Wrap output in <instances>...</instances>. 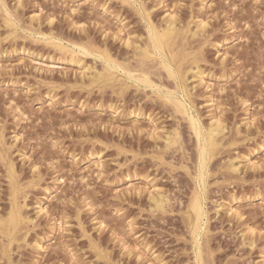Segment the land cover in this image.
Returning a JSON list of instances; mask_svg holds the SVG:
<instances>
[{
  "label": "rangeland",
  "instance_id": "rangeland-1",
  "mask_svg": "<svg viewBox=\"0 0 264 264\" xmlns=\"http://www.w3.org/2000/svg\"><path fill=\"white\" fill-rule=\"evenodd\" d=\"M0 264H264V0H0Z\"/></svg>",
  "mask_w": 264,
  "mask_h": 264
},
{
  "label": "bare ground",
  "instance_id": "bare-ground-1",
  "mask_svg": "<svg viewBox=\"0 0 264 264\" xmlns=\"http://www.w3.org/2000/svg\"><path fill=\"white\" fill-rule=\"evenodd\" d=\"M157 6V5H156ZM73 12V11H72ZM75 12V11H74ZM170 18V17H169ZM166 22V21H165ZM174 22V21H173ZM173 22L169 19V20H167V22L165 23V26L167 27V28H170L172 25H173ZM167 40H168V38H167V35H166V33H163V34H161L160 36H159V38H158V41H159V43L160 44H164V43H166L167 42ZM154 47V46H153ZM146 51V50H145ZM144 51V52H145ZM155 52V51H154ZM61 54V53H60ZM63 54V53H62ZM61 54V55H62ZM157 54V53H156ZM155 55V54H154ZM155 57V56H154ZM161 58V57H160ZM165 60V59H164ZM106 62H108V61H106ZM109 64H110V62H108ZM111 65V64H110ZM111 70V69H110ZM107 71V70H106ZM172 72V71H171ZM173 74V73H172ZM124 75V74H123ZM176 76V75H175ZM132 77H133V75H132ZM141 77V76H140ZM129 80V79H128ZM132 82V81H131ZM177 88V87H176ZM175 88V89H176ZM177 90V89H176ZM155 91V90H154ZM163 93V92H162ZM159 94V93H158ZM161 96V95H160ZM172 102L174 103V100H172ZM176 102V101H175ZM183 103H184V100L182 101ZM186 104V103H185ZM178 105V104H177ZM186 107V106H185ZM173 108V107H172ZM180 108V107H179ZM186 109V108H185ZM188 110V109H187ZM192 110V109H191ZM189 114H190V112H189ZM193 114V113H192ZM212 115V114H211ZM184 119V118H183ZM189 120H190V123H191V126H192V128H193V130L196 132L197 130H196V127H197V124H198V121L199 120H197L196 119V117L194 118V116H192V115H190L189 116ZM211 120V119H210ZM215 120V119H214ZM219 120V119H218ZM199 123H200V121H199ZM221 123V122H220ZM220 123L219 122H216V121H214V122H211L210 123V125H209V127L207 128V130H205L204 131V133L206 134V137H207V143H208V145H211V143H212V140H213V137L214 136H216V135H218L219 134V131L222 129L221 128V126H220ZM189 125V124H188ZM201 125V124H200ZM189 127H190V125H189ZM191 130V129H190ZM201 130V129H200ZM222 131V130H221ZM202 132V131H201ZM166 140V139H165ZM172 143V142H171ZM168 145V144H167ZM199 147V146H198ZM199 151V150H198ZM205 153V152H204ZM202 155H203V153H202ZM202 157V156H201ZM206 157V156H205ZM201 171V170H200ZM197 181V180H196ZM202 183V182H201ZM198 185V184H197ZM202 185H203V183H202ZM203 187V186H202ZM203 189V188H202ZM200 190V189H199ZM203 191H205V190H203ZM198 193V192H197ZM158 196V195H157ZM193 196V195H192ZM199 197V196H198ZM201 198V197H200ZM202 198H205V197H202ZM191 200V199H190ZM154 202L156 203V205L157 204H159L160 202H161V197H159L157 200H154ZM191 202V201H190ZM202 202V201H201ZM87 205L89 204V203H86ZM202 205V204H201ZM89 206V205H88ZM204 207V206H203ZM89 208H91V206L89 207ZM203 211V210H202ZM205 211V210H204ZM201 213V212H200ZM192 217V216H191ZM205 218V213L204 212H202L201 213V219L202 220H205L204 219ZM18 220V211H17V209L16 208H14L13 209V218H12V221H17ZM201 220V221H202ZM100 222V221H99ZM101 224V223H100ZM205 228V227H204ZM203 230V229H202ZM201 233V232H200ZM194 241V240H193ZM37 245V244H36ZM199 245V244H198ZM197 245V246H198Z\"/></svg>",
  "mask_w": 264,
  "mask_h": 264
}]
</instances>
